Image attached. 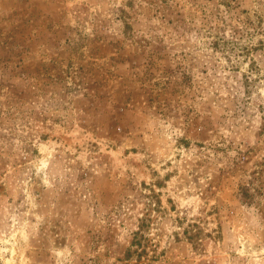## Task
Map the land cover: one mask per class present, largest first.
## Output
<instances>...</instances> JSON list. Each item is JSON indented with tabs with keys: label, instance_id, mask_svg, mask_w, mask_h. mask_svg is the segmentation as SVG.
<instances>
[{
	"label": "rangeland",
	"instance_id": "rangeland-1",
	"mask_svg": "<svg viewBox=\"0 0 264 264\" xmlns=\"http://www.w3.org/2000/svg\"><path fill=\"white\" fill-rule=\"evenodd\" d=\"M0 264H264V0H0Z\"/></svg>",
	"mask_w": 264,
	"mask_h": 264
}]
</instances>
